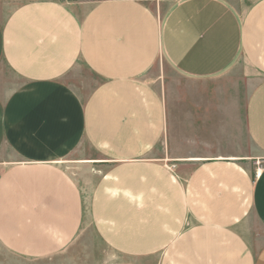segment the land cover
Masks as SVG:
<instances>
[{
	"label": "crops",
	"instance_id": "0c3cea01",
	"mask_svg": "<svg viewBox=\"0 0 264 264\" xmlns=\"http://www.w3.org/2000/svg\"><path fill=\"white\" fill-rule=\"evenodd\" d=\"M160 57L196 82L254 73L264 158V0H0V264H264V164L194 149L170 169ZM67 165L98 173L89 195Z\"/></svg>",
	"mask_w": 264,
	"mask_h": 264
},
{
	"label": "rangeland",
	"instance_id": "374dc122",
	"mask_svg": "<svg viewBox=\"0 0 264 264\" xmlns=\"http://www.w3.org/2000/svg\"><path fill=\"white\" fill-rule=\"evenodd\" d=\"M77 1L94 0H68L70 3ZM145 1L156 3L158 0ZM166 9L165 4L157 6L158 16L162 17ZM77 74L82 75L83 72ZM146 78L166 99L170 124L168 136L173 149L172 152L162 149L160 154L168 160L167 164L173 172H177V166L183 164L180 160L192 157L190 152L194 149L211 152L210 157L245 159L244 163L250 165L254 172L264 164V158L246 137L242 114L244 102L259 79L242 62L239 61L220 80L196 82L176 74L160 57ZM204 137L206 139H202ZM75 169L73 165L66 166L68 174L79 181L89 195L90 183L98 173H91L93 179L87 180V173ZM85 238L82 244L91 245L98 256L102 253L106 255L90 228L86 230Z\"/></svg>",
	"mask_w": 264,
	"mask_h": 264
},
{
	"label": "bare ground",
	"instance_id": "6f19581e",
	"mask_svg": "<svg viewBox=\"0 0 264 264\" xmlns=\"http://www.w3.org/2000/svg\"><path fill=\"white\" fill-rule=\"evenodd\" d=\"M257 171H258V173H259V172H260V169H258Z\"/></svg>",
	"mask_w": 264,
	"mask_h": 264
}]
</instances>
